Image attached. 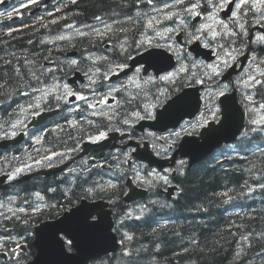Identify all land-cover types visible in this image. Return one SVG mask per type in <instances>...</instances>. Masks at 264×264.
<instances>
[{
  "label": "flooded vegetation",
  "instance_id": "obj_1",
  "mask_svg": "<svg viewBox=\"0 0 264 264\" xmlns=\"http://www.w3.org/2000/svg\"><path fill=\"white\" fill-rule=\"evenodd\" d=\"M197 2L199 0H183L181 8L176 9L181 15L184 14L186 16V20L183 16L182 19L187 26L191 23V15L183 11V9ZM163 6L160 8L153 5L147 7L148 9H163L161 12L166 14V17L159 24V33L152 34L153 26L151 28L145 26L146 28H142V34L146 31L143 34L144 37L139 40L134 38L129 43L135 44V41H145V38H147L152 41L150 46L145 42L144 47L137 48L135 44L126 50L123 49L125 53H121L118 58H113V54H109L106 51L104 53L91 54L88 52L79 53L73 47H70L71 50L68 49V51L56 47V51L59 54L66 51L62 54L64 55L65 66L58 68L52 62L43 61V79H37L36 83L20 90V92L29 91V96L0 94V139H8L4 138V133L13 131L9 126L10 123L16 122L17 119L23 121V124L15 129L17 135L11 137L17 139V143L10 144L5 150L0 152V159L4 167L2 173L6 172L8 177L17 168L21 169L19 173L15 174L13 180L10 181L7 178L5 180L6 186L0 189V205L5 207L3 215L0 216L2 224L6 226L12 225L13 221L8 215H16L15 213L19 207L24 209L21 215L25 217L29 213L27 218H31L34 223L36 217L39 216L43 209H53L55 207L51 200L55 194L53 192L63 189V185L67 180L71 183V190L78 184L80 187H85L86 190L90 187L93 188L91 193L86 191V193H82L79 196H76L78 192L67 193L65 191L64 194L71 200L70 203L74 204L82 198H87L88 200L102 199L108 202V208L112 210L113 218L117 215L116 210L119 209H121V213L131 214L132 218L136 219L138 216L140 218L148 216L146 210L153 208V206H158L162 203L165 205L171 204L173 196L176 194L180 195L182 191V188L176 183L175 176L182 177L190 169L187 167L186 160L176 155V162H174L172 167L157 170L138 160L134 152L145 147L153 156L166 160L167 164L171 163L169 158L173 155L182 136H198L201 128L208 121L217 122L220 119L221 105L219 99L221 96L219 91L224 84H229L226 94H234L245 113L244 132L248 133L247 127L250 119H255L252 116L253 111L260 109V104H264V86L248 89L242 84H238L237 81L246 79V71L252 75L264 72V65H259L258 67L257 64H252L250 61L252 52L264 59V44L252 43L249 48H243L240 41L242 39L244 43H247L249 38L254 41L256 37L264 35V24L260 23L259 13L255 15L249 13L247 17L238 15L236 22H233L232 13L227 19H224L221 11L215 12L217 14L215 19L226 22L230 29L236 30L238 23L246 25L247 36L228 38L223 36L221 32L223 26L221 24L207 19L209 13L212 12L210 8L202 9L199 7L196 9L200 13L199 16L201 18L199 26L208 24L217 32H221V35L215 40H212L211 37L196 39L200 42L203 40V46L205 47L207 44L208 47L206 48L212 50V61L203 60L200 55H190L189 58L184 55V59L188 64L187 71L182 73L170 87L167 85L168 82L159 79L164 74L156 76L154 78L155 82L146 81V78L155 76L150 71L146 75L148 77H144L142 66L136 67L132 74L125 75L115 82L104 79L105 75L109 77L114 73H118L122 68L126 67L132 57L144 49L157 46L167 47V39H165L164 43V32L166 29L164 23L172 9H164ZM31 9L32 7H24L21 14H19L22 17V21L17 30L18 38L24 36L21 31L25 28L31 29V33H34L39 31L40 27L46 29L52 27L51 24L41 25L40 18L42 15H39V13L31 14ZM244 11H248V9L245 8ZM145 21H147V17ZM98 22H104L106 25L109 21L100 20ZM88 24L90 23L83 25L85 35L88 32H85ZM105 29L109 28L103 27V30ZM184 32L189 33L185 29ZM204 32L211 36L208 30ZM231 40H236V43H231ZM60 43H63V41L57 42V44ZM188 44L189 42L184 38L183 44L179 46L184 53L186 50L188 51ZM220 45H225V47L221 48ZM114 47H116L114 41L106 42L103 46L105 50L112 49L116 50L117 53L123 51ZM235 49H242L244 54L238 55ZM72 51L75 53L69 54ZM226 51L231 52L232 56H236V60L233 61L230 56L225 55ZM72 60H76L77 64H71ZM225 60L230 65L234 64V66L225 67L221 63V61ZM176 61L178 62L177 57ZM47 64H50V66H47ZM193 64L196 66L193 67ZM117 65L121 67L118 68ZM209 65H219L221 74L209 78L212 72L211 68L208 67ZM138 68L140 69L139 73H137ZM44 69H53V71L45 72ZM76 72H79L80 75L73 79L72 77ZM139 76L140 82L136 80ZM89 77L95 83H91ZM258 78L264 79V77ZM71 80L74 82L70 83L69 81ZM198 80H203L204 82L198 83ZM136 84H139V88L136 87ZM218 84L220 87H217ZM56 85H59L58 90L55 88ZM64 85H67V88L72 92L86 97L87 100H77L75 97H68L67 100L61 98L58 101L56 99L57 96L63 94L66 97L67 95ZM121 85H126L127 90L121 88ZM186 86L200 87L198 91L201 100L200 107L192 118H185L179 123L177 128H170L164 131L139 126L140 122L152 119L158 107ZM112 88H118L120 91L118 93L110 92L109 90ZM31 89L39 91H31ZM45 92L50 94L44 97ZM105 96L108 97L107 104L98 103ZM247 96H251L252 100H247ZM112 97H115V99H112ZM45 100L47 101L46 103L44 102ZM37 101L42 105L41 114L46 112L50 114L41 123L34 125L33 120H36L39 115H32L31 109L20 112L18 105L26 107L29 103ZM88 103H92L95 107L89 109L87 107ZM217 109L219 110L217 119L213 120L211 112ZM136 112L139 113V117L132 115V113ZM92 113L96 114L92 115ZM110 116L113 117L111 120H109ZM124 120H127L128 123L125 124ZM88 121L92 123L89 124ZM196 124H199V126L193 128L192 125ZM57 125L60 127L57 128ZM116 129L119 130L117 131ZM100 131L106 133L105 138L95 143L90 142L89 136L95 137ZM172 133H179V135L174 136ZM36 137H42L41 144L34 142ZM62 139L66 140L62 141ZM234 145L220 147L205 163L218 169H228L227 167L233 169L238 161L246 164L250 154L260 153L259 144L255 142L251 143V149L248 145L240 146L238 143L236 146ZM51 151L63 153L64 158L53 157L51 162L43 160L42 158L50 155ZM215 159V164H213ZM36 160H41V164L37 165L35 163ZM181 160L185 161L183 175H181V166L179 164ZM49 163H51V167L48 166ZM224 164L226 165L224 166ZM159 176H167L168 184L160 180ZM50 178H53L52 183L46 181V179ZM258 181L261 180L256 179L255 182ZM25 183L32 184L25 187ZM247 183L249 185V180ZM96 184H99L98 188L95 187ZM109 185L112 186L110 187ZM128 185L147 190L146 196L127 204L115 200L112 196L115 195L114 192L109 194L110 190L116 189L123 201V196L129 188ZM168 186H174L171 199H168L164 193ZM233 192L235 191L229 190L227 193L232 197L234 196ZM153 201L155 203H152ZM36 208H39V211H34ZM155 213L156 220L172 218L171 215H160L158 210H155ZM4 232L11 234L13 230L11 227H5ZM119 232L122 235L126 233V231L122 230ZM21 237L27 240V236L22 235Z\"/></svg>",
  "mask_w": 264,
  "mask_h": 264
},
{
  "label": "trees",
  "instance_id": "obj_2",
  "mask_svg": "<svg viewBox=\"0 0 264 264\" xmlns=\"http://www.w3.org/2000/svg\"><path fill=\"white\" fill-rule=\"evenodd\" d=\"M59 1L60 6L67 8L65 12L68 15L63 20L67 25L74 21V26L80 27L100 16L101 20L113 23V27L111 30H103L99 35L89 31L81 36L74 32L71 39L58 40L59 29L55 27L57 23L47 29L40 27V30L34 33H31V29L25 28L21 31L24 33L21 38H18L17 32L4 35V27H7L6 29L10 27L8 24L3 25L0 27V85L7 84V87L0 89V94L18 96L21 89L36 83L37 79L42 80L44 60L52 62L58 68L65 66L62 54L72 46L79 53L95 54L106 51L113 54V58L120 57L122 52L105 50L104 44L114 41L117 45L119 43L127 45V40H134L137 35L135 31L143 26L142 20L135 22L134 19L139 18L136 13L140 15L142 12L139 11H142V8L150 6L147 0H77L75 4L70 0ZM159 1L161 0H153V4ZM59 41L63 43L57 44ZM56 47L66 51L59 54ZM33 72L36 73V77H33ZM235 165L233 169L230 167L218 169L208 166L205 162H198L186 171L184 176L176 175V183L182 191L172 201L171 208L167 211L174 219L168 222L156 220L155 210L162 211L166 206H154L151 216L140 220L134 218L124 220V225L134 239L126 241L118 253L92 263L264 264V188L258 187L254 193L245 195L250 181L255 182L259 179L261 181L258 182L264 184V152L250 156L246 164L238 161ZM46 181L52 183L53 178ZM30 184L32 183L24 185L28 187ZM226 190L236 191L238 196H233L230 200L235 206L241 207V211L237 209L238 211L234 210L230 214L226 213V208L231 206L223 196ZM65 191L78 192L76 196H79L87 190L79 184L71 190V183L67 180L63 189L53 192L55 194L51 200L55 207L43 209L35 221L54 218L58 216L60 209L71 206V200L64 194ZM112 192L115 194L112 195L114 199L118 200L119 193L112 189L109 194ZM116 212L121 213V209ZM12 221V225L8 226L0 222V229L4 231L5 227H11L16 237L26 236L32 230L30 225L32 219L14 217ZM245 236L249 238L248 241L242 239ZM249 243L251 247H248ZM124 248L132 252L131 257L122 255ZM237 252H241L239 257L236 256ZM0 264L4 263L0 260Z\"/></svg>",
  "mask_w": 264,
  "mask_h": 264
},
{
  "label": "snow or ice",
  "instance_id": "obj_3",
  "mask_svg": "<svg viewBox=\"0 0 264 264\" xmlns=\"http://www.w3.org/2000/svg\"><path fill=\"white\" fill-rule=\"evenodd\" d=\"M38 2H39V0H31V4H36ZM182 2H183V0H174V5H180ZM72 3L75 4L76 0H72ZM147 3L149 5H152L153 4V0H147ZM31 4L21 5V7H28V6H31ZM174 5L164 4L163 7H164V9H167V8L173 7ZM232 5L235 6V10L232 11V20H233V22H236V17L238 15H241L243 17H247L249 15V13H252L253 15L259 13V15H260V23L264 24V8H262V6H264V0H218V2H217V0H207V7L214 10L213 12L209 13V16L207 17V19H211V20H213L214 23L221 24L223 26L221 32L223 33L224 37L233 38V37H245V36H247V27H246L245 24L238 23L237 24V29L233 30V29H230L229 25L227 23H225L224 21L215 19V12L216 11H222L225 8H231ZM199 7H200V3L199 2L192 3L189 7L184 8L183 11H185L186 13H188V14H190L192 16H199L200 13L196 11V9H198ZM245 8H247L248 11H244ZM153 10L154 11H162L163 9H155V8H153ZM17 11H18V9H17ZM55 11L59 12L60 8H56ZM7 15H8L9 18H11L12 13H8ZM47 15L48 16H54L55 13L48 12ZM168 18H171V16L169 15ZM95 19L97 21H100L101 17L100 16H96ZM153 19L154 18H151V19L148 20L146 27H149V28L152 27ZM55 22L56 21H53V23H55ZM184 23H185V21L183 19H181L180 20V24H184ZM249 23H251V22H249ZM66 27L71 28L72 25H66ZM106 27L109 28V30H111L110 26H106ZM205 30H208L211 33L212 40H215L218 36L221 35V32H217L215 29H213L208 24L202 25L201 28L198 29L197 31L203 33ZM12 31H13L12 29H9L8 34L11 35ZM94 31H96V30H94ZM167 31L170 32V31H172V29H167ZM78 34L81 35V36L85 35L84 32H78ZM193 36L195 37V39H200V36H197L195 33H193ZM57 39L58 40H64V39H66V37L58 36ZM145 42H147V44L149 46L152 44V41L150 39H147V38H145V41H136L135 43H136L137 48H140V47H144ZM240 42L243 45V48H249L252 43L264 44V35H260V36L256 37V39L254 41L251 38H249L247 43H244L242 39H241ZM231 43H236V40H231ZM205 47H208V45L206 44ZM220 47L224 48L225 45H220ZM121 48H122V50L124 49V45L123 44H121ZM235 51L238 53V55H243L244 54L242 49H235ZM225 55L230 56L233 61L236 60V56H232L231 52H229V51H226ZM250 61H251L252 64H257L258 67H259V65H264V59H261L255 52H252L251 57H250ZM221 63H223L225 67L234 66V64L230 65L228 63V61H226V60L225 61H221ZM71 64L76 65L77 61L76 60H72ZM192 66L195 67L196 65L193 64ZM117 67L119 68L121 66L117 65ZM208 67L211 68V70H212L211 76L209 78H212L214 76H219L221 74V70H220L219 65H216V66L209 65ZM44 71L45 72H51V71H53V69H44ZM97 71H99V69H97ZM186 71H187V69L183 65L179 68V72L180 73H184ZM139 72H140V69L138 68L137 69V73H139ZM17 74H19V70H17ZM32 75H33V77H36V73L35 72H33ZM245 75H246V79H241V80L237 81L238 84H242L245 88H248V89H251V88H254V87H262V86H264V79L258 78V77H264V72H259L257 75H252V74H248L247 71H246ZM173 76H174V73H168L166 76H160L159 79L162 80V81H169ZM89 79H90L91 83H95V81L92 80L91 77H89ZM104 79H108V76L105 75ZM197 82L198 83H203L204 81L203 80H198ZM6 87H7V84L0 85V89L6 88ZM136 87L139 88V84H136ZM217 87H220V85L218 84ZM55 88L58 90L59 89V85H56ZM121 88H124L125 90H127V86L126 85H121ZM228 88H229V84H224L223 87L219 91V95L220 96H224L226 94ZM64 89H65L67 95H66V97L63 96V94L61 96H57L56 99L58 101L61 98H64L65 100H67L68 97H75L77 100H87L86 97L78 95V94L72 92L71 90H69L67 88V85H64ZM31 91H39V90L31 89ZM109 91L118 93L120 91V89L112 88ZM49 94H50L49 92H45L44 93V97H47ZM19 95L29 96L30 92L29 91L19 92ZM112 99H115V97H112ZM133 99H135V97H133ZM246 99L251 101L252 97L251 96H247ZM44 102L46 103L47 101L45 100ZM107 102H108V97L107 96H105L104 98H102V99H100L98 101V103H100V104H107ZM129 102H131V101H129ZM173 103H176V101H173ZM87 107L89 109H92V108L95 107V105H93L92 103H88ZM259 107H260V109H264V104H260ZM18 109H19L20 112H24V111H26L28 109H31L32 110V115L38 116V115L41 114L42 105H41V103L39 101H37L35 103H29L26 107L24 105H18ZM218 111L219 110L217 109L216 111L211 112V116H212L213 120L217 119ZM95 114L96 113H92V115H95ZM132 115L136 116V117H139V113L138 112L132 113ZM149 115H151V113H149ZM112 118L113 117L110 116L109 120H111ZM88 123L91 124L92 122L88 121ZM124 123L127 124L128 121L124 120ZM22 124H23V121L19 120V119H17V121L14 122V123H10L9 126H10L11 129H13V131L5 132L4 133V138L15 137L17 135V132L15 131V129H17ZM250 124L251 125H259L261 128H264V116H261L260 120L250 119ZM197 126H199V124L192 125L193 128H195ZM56 127L59 128L60 126L57 125ZM116 130L118 131L119 129H116ZM182 130H184V129L182 128ZM249 131L255 132V131H257V128L256 127H251V128H249ZM45 132H47V130H45ZM172 135L178 136L179 133H172ZM246 135H247V132H244V133L241 134L242 137L246 136ZM105 136H106V133L103 132V131H100V132H98L97 136H95V137L89 136V141L92 142V143H95L98 140L105 138ZM34 142L36 144H41L42 143V137L34 138ZM169 147H170V145H169ZM37 151H39V149H37ZM165 151H167V149H165ZM53 157H60L61 159H63L64 158V154L63 153H56L54 151H51L50 155L44 156L42 159L45 160V161L51 162ZM35 163L37 165H39V164H41V160H36ZM179 164L181 166V175H183V166L185 165V161L181 160L179 162ZM48 166L51 167L52 166L51 163H49ZM27 167H30V166H27ZM20 171H21V169L17 168L12 175H9L7 177L8 180H10V181L13 180L15 178V174L19 173ZM85 171H87V169H85ZM137 175H139V174H137ZM159 179L163 180L165 184H168V182H169L167 176H159ZM85 182H87V180H85ZM109 186L111 187L112 185H109ZM95 187L98 188L99 184H96ZM259 187L260 188H264V184H260ZM87 191L89 193H91L93 191V188L90 187V188L87 189ZM249 191L251 192L252 189H249ZM224 195H227V193H224ZM152 203H155V201H153ZM10 211H11V209H10ZM19 211L23 212L24 209L20 208ZM34 211H39V208L34 209ZM136 219H140V217L138 216V217H136ZM153 231H155V229H153ZM21 239H23V237H21ZM133 239H134V237L132 235H129V234L125 233L121 243L123 244L124 240L131 241ZM242 239H244L245 241H248L249 238L247 236H245ZM193 243H195V241H193ZM68 245H69V250H71V245H72V241L71 240L68 241ZM248 247H251L250 243H249ZM16 249H21L22 250L21 244H17L16 245ZM16 249H10L7 254L12 256V258L16 261V264H18L20 256H19V253L16 252ZM122 255L125 256V257H131L132 252L130 250H128V249H125V251L122 253ZM240 255H241V252H237L236 253L237 257H239Z\"/></svg>",
  "mask_w": 264,
  "mask_h": 264
},
{
  "label": "water",
  "instance_id": "obj_4",
  "mask_svg": "<svg viewBox=\"0 0 264 264\" xmlns=\"http://www.w3.org/2000/svg\"><path fill=\"white\" fill-rule=\"evenodd\" d=\"M241 125L242 116L233 102V106L227 107L224 111L221 130L218 133H211L213 135L211 140L201 142V156L191 157V162L198 161L221 143L234 140ZM98 208H101V202L83 200L57 220L37 225L33 240L35 254L26 264H86L92 258L115 251L117 238L112 232L110 214L105 211L97 212ZM95 212L98 218L90 220ZM60 233L72 241L73 252L66 250Z\"/></svg>",
  "mask_w": 264,
  "mask_h": 264
},
{
  "label": "rangeland",
  "instance_id": "obj_5",
  "mask_svg": "<svg viewBox=\"0 0 264 264\" xmlns=\"http://www.w3.org/2000/svg\"><path fill=\"white\" fill-rule=\"evenodd\" d=\"M170 3H172V2H170ZM164 4H169V0H161V1H159L158 3H155V7H158V8H160V7H162ZM170 5H174V1H173V3L172 4H170ZM176 7V5H174L173 7H170V8H168V9H172V8H175ZM142 12V13H141ZM139 13H141L140 15L138 14V12L136 13V15L139 17V18H137V19H135V22H138L139 20H142V27L141 28H139L138 30H136L135 32V34H137L136 35V37L135 38H137L138 40L140 39V38H142V37H144L143 36V34H145L146 33V31H144L143 32V34H142V28L144 27V28H146L145 26L147 25V22H148V20L149 19H151V18H154L153 19V32H152V34H158L159 33V24L161 23V21L163 20V18H165L166 17V14H165V12L163 13V12H161V11H154L153 9H148L147 7H145V8H142V11H139ZM216 13H215V17H216ZM147 17V21H145V18ZM191 17H193L192 15H191ZM190 17V18H191ZM138 20V21H137ZM213 21V20H212ZM110 26V28L111 27H113V23H111L110 25H109V22L105 25L104 24V22H98L97 20L96 21H93V22H91L90 24H88L87 26H86V30H85V32L86 31H92V32H95V33H97L98 35L100 34V32H102L103 31V27H105V28H107L106 26ZM202 26V25H201ZM77 29L76 30H73V31H71V33H69L68 35L71 37V34H73L74 32L75 33H78V32H83V26H80V27H76ZM42 30H44V29H42ZM94 30H96V31H94ZM167 31V30H166ZM65 33H61L60 35L61 36H64L65 37V35H64ZM130 42V39L129 40H127L126 41V44L127 45H125V44H123L124 45V48H128V47H133L135 44H128ZM136 42V41H135ZM121 44L122 43H119L118 45L116 44V47L117 48H119V49H122L121 48ZM126 46H128V47H126ZM122 53H125V50H123L122 51ZM261 116H263V115H261ZM260 116V117H261ZM237 193H236V191L235 192H233V195L234 196H238V195H236ZM4 210L5 209H1L0 210V216H2L3 215V213H4ZM4 217H5V215H4ZM8 217L9 218H11V220H13V215L12 214H9L8 215ZM15 220V219H14ZM129 235H131V233L129 232L128 233ZM15 238H13V239H16L17 237L16 236H14ZM3 239V238H2ZM5 239L6 240H10V239H12V237H10V236H6L5 237Z\"/></svg>",
  "mask_w": 264,
  "mask_h": 264
},
{
  "label": "bare ground",
  "instance_id": "obj_6",
  "mask_svg": "<svg viewBox=\"0 0 264 264\" xmlns=\"http://www.w3.org/2000/svg\"><path fill=\"white\" fill-rule=\"evenodd\" d=\"M173 1H174V0H173ZM170 2H172V1L169 0V5L173 3V2H172V3H170ZM56 23H57V22H56ZM66 25H67V24H66ZM68 25H70V24H68ZM82 26H83V25H82ZM76 27H78V25H77ZM69 37H70V36H69ZM71 38H72V36L70 37V39H71ZM76 52H77V51H76ZM253 146H254V145H253ZM214 164H215V163H214ZM256 183H257V182H251V181H250V186H249L248 190L246 191L248 194L254 193V190H255L254 185H255ZM249 189H252V191L250 192ZM118 202L121 203V202H123V201L121 200V198H119V199H118ZM228 203H229V202H228ZM120 205H121V204H120ZM158 206H162V207H164V206H166V205L162 203V204H160V205H158ZM153 207H154V206H153ZM158 211H159V210H158ZM237 211H238V210H237ZM30 219H31V218H30ZM35 222H36V221H35ZM35 222L33 223V220H32V222H31V224H30V225L32 226V230H31L29 233L26 234L27 239H29V240L32 238V236H33V234H32V233H33V229H34V227L37 225V223H38L39 221L36 222V223H35ZM9 234H10V233H9ZM11 235H14V234L11 233ZM17 238H18V239H21V238H19V237H17Z\"/></svg>",
  "mask_w": 264,
  "mask_h": 264
}]
</instances>
